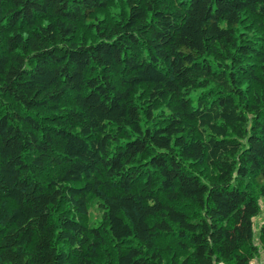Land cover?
Segmentation results:
<instances>
[{"label": "trees", "instance_id": "1", "mask_svg": "<svg viewBox=\"0 0 264 264\" xmlns=\"http://www.w3.org/2000/svg\"><path fill=\"white\" fill-rule=\"evenodd\" d=\"M263 205L264 0H0V264H264Z\"/></svg>", "mask_w": 264, "mask_h": 264}, {"label": "rangeland", "instance_id": "2", "mask_svg": "<svg viewBox=\"0 0 264 264\" xmlns=\"http://www.w3.org/2000/svg\"><path fill=\"white\" fill-rule=\"evenodd\" d=\"M95 211V210H94ZM264 222V205L262 206V210L261 212L254 217V223H255V231L253 234V240L255 243H258V231L256 229H258V226ZM262 255V251H260L259 257ZM261 258L255 259L253 261V264H260L259 262H261Z\"/></svg>", "mask_w": 264, "mask_h": 264}]
</instances>
